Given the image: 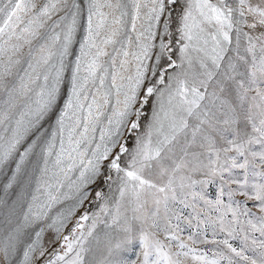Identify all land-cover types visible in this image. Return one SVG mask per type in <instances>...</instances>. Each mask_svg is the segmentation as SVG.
Wrapping results in <instances>:
<instances>
[{
    "label": "snow or ice",
    "instance_id": "6c2138e0",
    "mask_svg": "<svg viewBox=\"0 0 264 264\" xmlns=\"http://www.w3.org/2000/svg\"><path fill=\"white\" fill-rule=\"evenodd\" d=\"M0 264H264V0H0Z\"/></svg>",
    "mask_w": 264,
    "mask_h": 264
}]
</instances>
